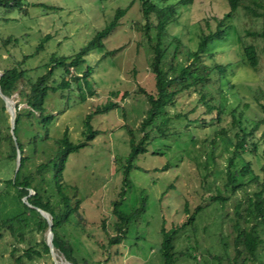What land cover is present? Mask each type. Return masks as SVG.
Wrapping results in <instances>:
<instances>
[{
  "label": "rangeland",
  "instance_id": "1",
  "mask_svg": "<svg viewBox=\"0 0 264 264\" xmlns=\"http://www.w3.org/2000/svg\"><path fill=\"white\" fill-rule=\"evenodd\" d=\"M27 1L30 4L25 5V14L14 11L7 14L10 20H0L2 37L11 34L19 38L16 44L7 45L9 55L0 48V71L21 59V54L32 52L39 38L48 34L43 46L24 59L25 75L9 96L13 106L16 103L21 111L27 107L24 99L28 90L26 79L34 80L41 74L45 70L43 64L51 54L73 53L95 29L109 20L116 7L130 2L116 26L101 39L102 46L84 54V62L76 70L68 67L70 71L64 75L60 67L52 69L49 84L56 85L62 76L69 80L67 86L49 90L44 99L46 111L54 115L46 138L40 140L41 136L37 137L36 148L31 151L25 143L27 135L22 128L18 131L17 138L25 143L27 156L23 173L31 172L32 182L39 192L53 202L52 186L47 180L50 170L36 172L35 166L53 153L55 139L61 136L64 128L72 142L84 141V116L90 114L88 125L95 133L82 146L67 154L62 170L65 192L71 202L77 203L81 220L76 212L70 213L58 233L70 240L77 262L161 264L158 252L161 225L169 228L186 221L194 207L200 205L201 209L193 219L174 236V247L187 250L174 264H233V204L243 194L237 190L234 195H229V186L223 185L227 157L233 146L221 136L225 134L233 139L236 127L232 125V114L240 113L250 119L264 116L260 107V103H264V42L260 37L244 35L246 30H256L260 26V18L244 9V5L253 6L252 0H242L241 6L223 20L222 25L229 26L223 38L207 40L195 61V64L204 66L213 65V61L219 63L224 68L221 77L213 69L211 80L203 87L197 84L175 94L173 101L165 104L155 118L157 124L167 118L164 125L159 124L163 133L148 125L145 127V150L131 159L126 172L123 170L130 145L143 135L139 124L149 105L147 93L156 92L150 68L155 28L144 31L139 0ZM37 2L55 8H42ZM227 8L225 0H192L178 8L175 18L166 23V34L161 38V46L165 47L161 67L167 75H175L180 66L190 61L200 35L213 30L216 17ZM155 20L154 14H150L149 21L154 23ZM244 43L255 46L257 63L254 68L243 58ZM85 64L91 67L87 74L89 88L83 80L69 78L82 71ZM199 92L207 93L210 103L220 107L218 120L214 116L215 110L204 111V105L197 100ZM107 100L115 102V106L104 112H93ZM35 116V111L30 114L32 122H35ZM31 128L42 131L35 123ZM6 132L10 133L9 117L4 108L0 109V133ZM253 136L256 146L245 152L244 157L250 160L251 170L261 177L259 164L264 156V122L258 125ZM130 137L133 138L131 143ZM245 147L249 149L248 145ZM9 152L7 141L2 140L0 221L14 214L19 216L12 220L11 229L0 225V264H53L49 252L31 258L22 255L29 245L45 240L46 230L36 229V217L23 216L24 197L17 195L16 187L5 183L15 166V160L6 157ZM242 163L240 155H236L235 166ZM254 188V182H249L245 191ZM217 190L227 196L220 201L221 206L210 199ZM30 193L31 189L28 190ZM118 199V209L123 213H129L136 206H143V209L135 213L123 228L121 240L113 242L111 238L118 233L114 226L118 217L113 213V201ZM184 204L188 212L184 210ZM54 252L68 264H73L59 251ZM189 254L195 255L196 259ZM16 257H19L18 262L14 260ZM248 263L260 264L251 259L247 260Z\"/></svg>",
  "mask_w": 264,
  "mask_h": 264
},
{
  "label": "trees",
  "instance_id": "2",
  "mask_svg": "<svg viewBox=\"0 0 264 264\" xmlns=\"http://www.w3.org/2000/svg\"><path fill=\"white\" fill-rule=\"evenodd\" d=\"M192 0H139V8L144 18L143 29L147 32L150 28H155L154 42L151 43L152 48V59L150 62V68L154 74V85L156 92L155 94L147 93V101L149 103L145 115L140 120L139 128L142 130L143 135L134 142L133 138L130 137V149L126 155L127 163L125 165L126 172L131 166V159L139 152L145 150L144 143L147 136L145 127L151 126V128L158 130L159 133H163L161 125H164L167 118H162L158 124L155 123V118L159 111L163 109L165 104L172 102L175 94L184 90L190 89L195 85L203 87L204 83L211 80V70H215L218 77H221L224 70L223 66L219 63L212 62L213 65L204 66L201 64H195L198 58V54L203 51L207 40L218 38L221 39L225 35V30L229 27L223 26V20L231 16L236 11L237 7L241 6L242 0H225L227 3V10L220 16L216 17L217 21L215 28L207 33H203L199 37L197 49L192 53L190 61L179 67L178 72L169 76L165 70L161 67V60L165 51V47L161 46V38L166 34L165 26L169 20L175 18L174 13L178 11V8L182 5L191 3ZM30 4L27 0H0V20L8 21L10 17L7 15L14 11H20L21 14H25V5ZM253 6L244 5V9L251 13L253 16L260 18V26L256 30H246L244 35L249 37H260L264 42V0H252ZM37 5L42 8H55L51 4L43 2H37ZM130 2L124 6H119L114 9V12L109 17V20L100 28L94 30L93 34L87 39L81 46L77 48L73 53L69 55L64 54H51L48 57L47 62L43 65L45 70L38 74L34 80H27L28 90L25 92V103L27 107L21 111L17 109L16 103H14V125L12 128L15 136L16 146L13 143L11 134L6 132L1 135L0 143L2 140H6L9 145V153L6 155L7 159L11 158L15 160V149L19 150V163L14 171L12 170V176L5 179V183L11 184L16 187L17 195L24 196L28 194V190L31 189L32 193L26 196V201H23V216H34L36 217V229L38 231H44L47 228V222L39 212L34 208L37 206L43 210H46L50 214V229L52 231V245L54 251H59L67 261L73 264H86V260L82 263L77 262L73 255V248L70 240L63 238L58 233V228L61 227L68 219V216L72 212H76L78 219L81 217L80 213L77 212V203L71 202L69 196L65 192V184L62 180V170L65 164L67 154L71 151H75L78 147L82 146L83 142L90 139L95 131L88 125L90 114L87 113L84 116L85 128L82 129L83 133H86L84 141L72 142L69 137L67 130H62L61 136L55 139L53 153L43 162L38 163L35 166V171L40 172L43 169L49 168L50 175L48 181L52 186V192L54 194V201L50 202L47 196L42 195L39 192V188L33 181V175L31 172L23 173V167L26 161V154L24 153L26 146L31 151L36 148V139L40 137V140L46 138L48 125L54 119V115L51 112L46 111L44 107V99L47 92L55 91L58 88H63L68 85V80L65 77H61V80L56 85L48 83V78L52 74L54 67H60L64 75L68 74L71 69L77 68L78 65L84 62V54L89 50L100 48L102 46L101 39L108 34V32L116 26L118 19L125 13L129 7ZM154 14L156 20L154 23L149 21V15ZM48 38V34L41 36L35 45L32 52L21 54V59L15 60V63L3 67L0 71V91L10 96L12 91L16 88V83L24 77L25 69L22 67L24 59L32 56L37 49L43 46L44 41ZM239 38V36H238ZM150 41V38L147 37ZM19 38L11 34L2 37L0 35V48L2 47L9 55L8 44H16ZM177 41V39H175ZM241 40V39H240ZM243 58L252 68L257 63V52L253 43H244L242 45ZM91 67L88 64L84 65V68L80 72H76L75 75L70 76L74 80H83L85 86L89 88L90 82L87 80V74ZM176 86V87H174ZM198 102L202 103L205 107L204 111L208 112L215 110V119H219L220 107L210 103L209 98L207 99V93L199 92ZM0 109L4 110L3 100L0 98ZM115 102L107 100L99 109H95L94 113H100L107 111L110 107L115 106ZM260 107L264 110V103H260ZM36 112L35 122L30 118V114ZM234 111V110H233ZM22 116H24L22 118ZM242 116V115H241ZM232 114V125L236 127L233 132V139L230 136L223 134L221 137H225L230 141L233 146L231 154L227 157V164L225 167V182L224 186H229V195H234L237 190L243 194L241 199L237 198L233 204V217L231 222V229L233 231V244L235 254L233 256V264H246L248 259L258 261L260 264H264V156L261 164H259L262 176L259 177L256 173L251 170L250 160L244 157L245 152H250L251 149L255 148V138L253 132L259 124L264 122V116L257 118H246ZM210 119V118H209ZM37 124L42 129L41 132L33 131L32 125ZM161 124V125H159ZM22 125V126H21ZM23 129V132L27 135V139L23 144V141L19 140V129ZM224 132V129L220 130ZM17 133V135H16ZM218 134H222L217 132ZM19 137V136H18ZM217 137V136H216ZM248 145L249 149L245 146ZM236 155H240L243 163L236 167L234 159ZM257 155V153H256ZM258 156V155H257ZM4 160H6L4 158ZM165 167V165H163ZM250 175L247 177V174ZM246 179H243L244 177ZM125 178H123L124 181ZM254 182L255 188L245 191L247 183ZM226 188V187H225ZM227 196H223L220 190L210 196L213 202L219 203L223 201ZM121 199V198H120ZM120 199L113 201V213L118 217V220L114 223L116 230L115 237L111 238L113 242L121 240L123 228L128 224L132 216L135 213L143 209V206H136L129 211V213H123L118 209ZM201 209L200 205H196L193 211L188 215L186 221L164 228L163 225L160 227L161 240L158 246V252L161 257V264H174L177 262L178 257L185 253L187 250H179L174 247L173 240L174 236L179 232L186 222L193 219L196 212ZM184 210L188 212L186 204H184ZM19 215L14 214L12 216L1 219L0 225L6 226L11 229V222L13 219H17ZM81 220V219H79ZM101 225L104 227V222L101 220ZM121 233V235H120ZM39 246V247H38ZM263 251V253L261 252ZM41 252L48 253V247L44 239H41L29 245L22 252V255L27 258H31L32 255L38 256ZM241 253L243 256L240 257ZM189 256L196 259L195 255L189 254ZM19 257L14 260L17 261ZM18 262V261H17ZM251 264V263H248Z\"/></svg>",
  "mask_w": 264,
  "mask_h": 264
},
{
  "label": "water",
  "instance_id": "3",
  "mask_svg": "<svg viewBox=\"0 0 264 264\" xmlns=\"http://www.w3.org/2000/svg\"><path fill=\"white\" fill-rule=\"evenodd\" d=\"M0 98L3 100V104H4V108L5 110L8 112V117H9V130H10V134H11V137H12V140H13V143L15 144L16 146V141H15V136L13 134V131H12V128H13V125H14V106L12 104V101L11 99L4 95L1 91H0ZM19 156H20V153H19V150L18 148L16 147L15 149V166H14V171L16 170L17 166H18V163H19ZM26 195H24V199L25 201L24 202H27L26 201ZM34 208L39 212V214L44 217V219L46 220L47 222V228H46V235H45V243L47 244V247H48V252L52 258V262L53 264H57L56 262V259L54 258V249H53V245H52V231L50 229V225H51V221H50V214L46 211V210H43L37 206H34Z\"/></svg>",
  "mask_w": 264,
  "mask_h": 264
},
{
  "label": "bare ground",
  "instance_id": "4",
  "mask_svg": "<svg viewBox=\"0 0 264 264\" xmlns=\"http://www.w3.org/2000/svg\"><path fill=\"white\" fill-rule=\"evenodd\" d=\"M53 254H54V258H55V259H56V257H57L56 262H57L58 264H68V262H66L65 260H63L62 257L60 258V257L57 255L56 252H54ZM57 260H58V261H57Z\"/></svg>",
  "mask_w": 264,
  "mask_h": 264
}]
</instances>
